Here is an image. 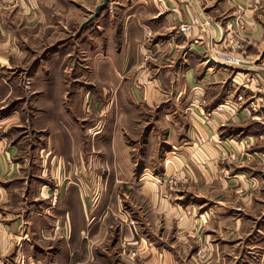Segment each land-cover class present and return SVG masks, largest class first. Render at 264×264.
<instances>
[{"label": "crops", "instance_id": "1", "mask_svg": "<svg viewBox=\"0 0 264 264\" xmlns=\"http://www.w3.org/2000/svg\"><path fill=\"white\" fill-rule=\"evenodd\" d=\"M103 1L0 0V69L22 34L66 26L65 17L73 23L77 18L81 27L82 16L90 12V17ZM205 15L213 20L208 34L197 27L185 35L177 30ZM237 16L244 21L242 47L236 51L239 72L205 65L203 56L210 49L229 50L225 24ZM92 20L90 29L97 31L91 39L92 76L102 88L89 95L86 117L105 111V125L100 121L81 129L74 117L78 135L66 148L69 158L53 153L50 136L43 135L49 129L44 122L30 129L41 134L32 145L0 141V264H16L24 254L28 264H58L67 251L81 258L103 242L96 235V217L90 222L86 217L99 206L91 208V193L106 197L113 188L99 189L96 171L83 163L93 162L104 139L114 171L144 199L137 204L143 211L138 223L150 216L154 224L162 217L169 221L180 210L212 204L205 237L218 234L233 242L239 259L233 264H258L257 243L248 250L243 243L258 242L264 230V0H108ZM146 29L152 32L150 41ZM102 98L106 104L99 108ZM220 105L224 109L213 112ZM243 151L254 159L226 161ZM68 162L79 171L66 168ZM64 177L73 180L66 184ZM168 179L176 184L168 186ZM224 227L231 228L224 233ZM206 255L224 259L225 248Z\"/></svg>", "mask_w": 264, "mask_h": 264}, {"label": "rangeland", "instance_id": "2", "mask_svg": "<svg viewBox=\"0 0 264 264\" xmlns=\"http://www.w3.org/2000/svg\"><path fill=\"white\" fill-rule=\"evenodd\" d=\"M89 14L90 12H86V15L82 16L81 27L77 18L73 23V18L65 17L66 26L38 28L32 36L22 34L16 43L18 47L12 54L8 55L3 51V55H8L4 58L6 59L4 62L9 66L5 64V67L0 69V141L22 140L32 145L41 134L33 133L30 129L34 124L44 122L46 125L49 124V129L43 135L50 136L54 146L53 153L61 155L62 158H69L71 155L66 148L70 143H76L78 135L73 122L74 117L77 120L75 123L80 124L81 129L86 130L98 125L100 121L102 127L105 125L104 117L107 115L105 111L103 113L99 111L97 115L92 111L90 118L86 117L90 112L93 99L92 97L89 99V95L92 96V93L96 92L95 89L102 88V85L96 83L92 76L94 67L91 62L94 46L91 44V39L94 35L96 36L97 31L90 29L92 27L90 21H93L91 17L94 13L88 17ZM55 19L58 20L57 17ZM0 61L2 65L3 60ZM103 99L99 108H104L106 104ZM81 112L82 115L78 118ZM134 124L137 125V122ZM104 141L105 139L100 141V144L97 143L98 154H92L93 162L83 163V167L85 165L89 167L91 164L92 171H96L95 181L99 189L102 187L104 190L107 185L113 188L106 197L102 195L103 193L93 191L91 208L93 204L95 208L99 203L96 208L98 210L91 215L88 211L87 217L85 216L88 222L93 220L92 216L96 217L94 219L97 221L98 228L96 235L103 242L94 245L91 254L89 251H83L81 258L70 256V252L67 251V258L62 257L58 260V264H233L235 261L239 262V259L234 258L233 242L218 239L216 236L218 234L205 237L210 233L208 223L211 215L213 216L209 210L212 204L206 203L199 211L195 208L180 210L174 219L166 221L162 217L160 221L156 219L155 224L152 217H148L150 214L145 209L148 219L142 222L143 224L138 223L140 221L138 216L143 215V211L137 204L144 203V199L137 194L133 186L126 184L117 171H114V163L111 161ZM59 143L62 146H57ZM254 156L253 153L243 151L236 155L238 159H231L230 156L226 158V161L230 164H239L245 158L249 161L253 160ZM70 164L76 163H65V167L70 168ZM51 165L48 167L49 171L52 170ZM76 168L71 167L70 170L75 174L79 171ZM107 170H110L111 175ZM140 170L139 166L134 169L135 184L139 181ZM63 180L67 184L73 178L65 179L64 177ZM169 196V194H163L162 197L169 200L166 198ZM143 206L145 207V204ZM142 218L145 219L143 216ZM229 228L231 227H224V233H227ZM261 230L258 242L243 243V250H248L250 246L257 243L258 250L255 254L259 260L258 264H264V259L261 262L264 255V240L261 238L264 237L262 235L264 230ZM106 232L108 234L105 238ZM88 244L89 242L85 246ZM222 247L225 248L224 259L207 257L208 251L216 252L219 248L223 249ZM27 258L28 256L24 254L16 264H28ZM32 258L36 263V257Z\"/></svg>", "mask_w": 264, "mask_h": 264}, {"label": "built area", "instance_id": "3", "mask_svg": "<svg viewBox=\"0 0 264 264\" xmlns=\"http://www.w3.org/2000/svg\"><path fill=\"white\" fill-rule=\"evenodd\" d=\"M1 11V10H0ZM212 19L207 16H197L191 19V21L187 24L179 26L177 29L182 34L189 33L191 28L197 27L200 29V32L203 34H208L211 25ZM244 30V21L240 16H237L233 23H226L225 24V45L229 47V50L222 51V52H214L213 49L207 51V53L203 56V60L205 65L212 66L214 68H218L220 66H227L235 71L239 72L242 62L236 51L241 49V44L239 40L240 33ZM146 41H150L152 38V32L150 29L146 31ZM145 57V61H146ZM224 107L222 105L217 106L213 112L220 113ZM209 116V115H208ZM231 159H238L236 155L232 154ZM176 184L175 179H168L167 185L174 186Z\"/></svg>", "mask_w": 264, "mask_h": 264}, {"label": "water", "instance_id": "4", "mask_svg": "<svg viewBox=\"0 0 264 264\" xmlns=\"http://www.w3.org/2000/svg\"><path fill=\"white\" fill-rule=\"evenodd\" d=\"M107 2H108V0H104L103 3H102L101 5H99V6L96 7L95 12H94V14L92 15L91 19L97 16V14L99 13V11H100L101 9H103V8L107 5Z\"/></svg>", "mask_w": 264, "mask_h": 264}]
</instances>
